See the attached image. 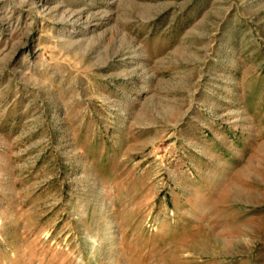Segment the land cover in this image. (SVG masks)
<instances>
[{"label": "rangeland", "instance_id": "obj_1", "mask_svg": "<svg viewBox=\"0 0 264 264\" xmlns=\"http://www.w3.org/2000/svg\"><path fill=\"white\" fill-rule=\"evenodd\" d=\"M0 264H264V0H0Z\"/></svg>", "mask_w": 264, "mask_h": 264}]
</instances>
